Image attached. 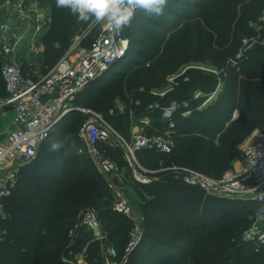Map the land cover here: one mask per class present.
<instances>
[{
    "label": "trees",
    "instance_id": "1",
    "mask_svg": "<svg viewBox=\"0 0 264 264\" xmlns=\"http://www.w3.org/2000/svg\"><path fill=\"white\" fill-rule=\"evenodd\" d=\"M42 1L49 8V19L35 44L46 50L32 63L24 57L19 60L24 76H33L36 64L39 73H45L71 38L90 23L57 8L55 0ZM181 2L190 14L173 10ZM136 16L123 30L129 40L125 55L91 81L75 104L100 113L129 139V109L135 110V116L147 113L154 132L164 122L161 111L146 112L147 105L156 100L162 106L176 101L180 107L173 115L172 153L139 149L138 161L149 169H156L159 161L174 162L215 178L235 169L243 139L255 128L264 132V51L259 44L264 40V0H168L162 16L142 12ZM246 38L253 42L251 46L242 45ZM237 55L236 64H229ZM194 62L213 66L218 75L190 67L163 97L151 93L166 76ZM218 79L221 89L206 105L201 106L202 96L199 104L191 99L189 91L210 95ZM2 89L5 92L0 75ZM135 100H140L138 106ZM117 102L125 106L124 112L115 110ZM235 109L238 116L232 120ZM185 110L190 113L182 116ZM84 119L78 111L68 113L53 126L34 158L19 169L6 200V217L0 221V264H65L61 258L68 262L78 253L89 264H104L102 244L78 225L85 209L96 212L106 233L104 246L115 249L121 264H264V244L256 247L243 240L254 213L264 204L205 197L199 188L186 186L167 173L149 184L135 183L142 198L137 209L142 217L141 237L127 250L132 221L113 211L106 180L93 170L88 157L78 153ZM56 135L68 139L53 142L60 145L53 151L52 144L45 145ZM99 148L120 166L126 164L119 148L103 143Z\"/></svg>",
    "mask_w": 264,
    "mask_h": 264
},
{
    "label": "built area",
    "instance_id": "2",
    "mask_svg": "<svg viewBox=\"0 0 264 264\" xmlns=\"http://www.w3.org/2000/svg\"><path fill=\"white\" fill-rule=\"evenodd\" d=\"M128 43L124 31L117 33L106 23L91 20L45 73L35 72L33 76H24L14 59L3 62L0 75L5 96L0 100V107H8L12 111V117L8 131L0 130V221L6 217V200L16 185L19 169L34 158L42 143L49 137L53 126L71 111H78L85 117L79 130L84 148L78 149V152L85 153L106 180L113 197V211L126 215L133 222L127 250L136 246L141 235L138 217L122 193L125 183L124 169L128 177L137 184H149L157 178L156 175L167 173L186 186L199 188L205 197L259 200L264 204V132L259 128L253 129L240 143L241 158L238 166L227 170L219 178L166 161H159L158 168L153 170L144 167L135 153L139 149L152 150L167 156L172 153V134L175 127L173 115L180 107L178 102L171 101L162 106L156 100L147 105L146 112L161 111L164 122L163 127L154 132L149 128L150 116L147 113L135 116V110L129 109V139L119 134L100 113L75 104L77 96L91 81L106 73L125 55ZM252 43L246 38L242 45L251 46ZM259 44L264 51V40L259 41ZM238 57L239 55L235 59H229L228 63L236 64ZM199 69L218 75V71L212 66L199 65ZM176 76L168 77L171 84ZM170 87L160 91L152 90L151 93L161 98ZM220 89L221 81L218 79L208 98L215 97ZM139 104L140 100L134 101V106ZM182 105L187 106V102ZM115 108L119 112L125 111V106L121 103ZM189 113V110H185L182 116ZM110 114H114L113 109ZM237 116L238 111L235 109L231 113V119ZM99 143L119 148L126 164L120 166L102 153ZM78 225L90 232L93 240L102 244L104 264L122 263L116 259V251L112 246H104L106 233L101 229L93 209L81 212ZM243 240L256 247L264 244V207L254 213L250 226L243 232ZM69 263L89 264L84 259Z\"/></svg>",
    "mask_w": 264,
    "mask_h": 264
},
{
    "label": "rangeland",
    "instance_id": "3",
    "mask_svg": "<svg viewBox=\"0 0 264 264\" xmlns=\"http://www.w3.org/2000/svg\"><path fill=\"white\" fill-rule=\"evenodd\" d=\"M173 10H179V12L189 10L190 11V12L188 11L189 14L191 13V10L188 9V7H185L182 2L178 4H174ZM142 14L144 13L142 12ZM137 17L138 15L136 16V18ZM48 19H49V8L47 4L44 3L42 0H0V51H1L0 52V69L2 67L3 62H5L6 60L10 58L14 59L15 62L20 67L19 60L21 58L24 57L26 58V60L32 63L34 58H36L39 54L43 55L45 53L46 48L42 45L36 46L35 43L38 41L40 37H42ZM80 32H82V30ZM80 32L78 34H80ZM73 38H71V40ZM1 47L3 49L5 48L6 50L2 51ZM188 67L193 68V70L199 71V62L190 63ZM34 69H35L34 72L36 73L40 72L38 71L39 70L38 64H36ZM106 75H109V73H107ZM172 75H177L172 84L168 80L169 76L168 77L166 76L165 81L162 83V85L160 87H155L154 90L160 91L162 89H165L169 86L174 85V83L176 85L178 80L182 77L181 76L182 72H178L177 74L175 73ZM0 93H1L0 94V100H1L5 95L4 89H2ZM188 93L190 94L191 99L197 104H199V97L202 96V98H204V101H202L201 106L206 105L208 102H210L212 99L215 98V97L208 98L209 95H202L198 90L189 91ZM9 111L10 110L8 107H0V122H1L0 130L1 131H8V127L10 125L9 122L11 120ZM54 137L55 138L53 139V141L51 142V140H49L45 146L49 147L53 142H56V140L65 141L68 139L63 136H58V135ZM81 143H82V148H84V142L82 140H81ZM68 152H69V148L67 149L66 153ZM78 153L82 155V157L87 158V155L85 153H81V152H78ZM240 158L241 157H239V159ZM62 161L63 159L60 162L62 163ZM86 163L84 161L83 165H85ZM95 169L96 168H93V170ZM123 173H125V183L123 184V187H122V193L127 203L131 206L132 211L135 213V215H137L139 227L141 231L140 222L142 220V217H141L140 211H138L137 209H138L139 202L142 201V198H140L138 194L139 191H138V188L136 187V184L128 177L125 169L123 170ZM158 175H156L157 178H158ZM124 216L128 218L129 220H131L126 215ZM131 223L133 227V222ZM81 259H84V258L82 254L78 253L74 256V259L68 260V262L76 263L78 260H81ZM84 260L86 261V259Z\"/></svg>",
    "mask_w": 264,
    "mask_h": 264
},
{
    "label": "clouds",
    "instance_id": "4",
    "mask_svg": "<svg viewBox=\"0 0 264 264\" xmlns=\"http://www.w3.org/2000/svg\"><path fill=\"white\" fill-rule=\"evenodd\" d=\"M57 8L68 9L79 22L94 20L106 23L119 33L130 27L138 12L147 16H162L168 0H55ZM60 147L52 144L53 151Z\"/></svg>",
    "mask_w": 264,
    "mask_h": 264
},
{
    "label": "crops",
    "instance_id": "5",
    "mask_svg": "<svg viewBox=\"0 0 264 264\" xmlns=\"http://www.w3.org/2000/svg\"><path fill=\"white\" fill-rule=\"evenodd\" d=\"M186 68L188 69V68H190V67H186ZM186 68H184L183 70H179V72H182V74H183L184 71L187 70ZM177 73H178V72H177ZM117 104H118V102H117ZM9 110H10V109H9ZM9 113H10V116L12 117V111H11V110L9 111ZM9 123H10V122H9ZM0 126H1V122H0ZM9 126H10V125H9Z\"/></svg>",
    "mask_w": 264,
    "mask_h": 264
},
{
    "label": "water",
    "instance_id": "6",
    "mask_svg": "<svg viewBox=\"0 0 264 264\" xmlns=\"http://www.w3.org/2000/svg\"><path fill=\"white\" fill-rule=\"evenodd\" d=\"M60 260H61V262L65 263V264H71V263L63 261L62 258Z\"/></svg>",
    "mask_w": 264,
    "mask_h": 264
}]
</instances>
